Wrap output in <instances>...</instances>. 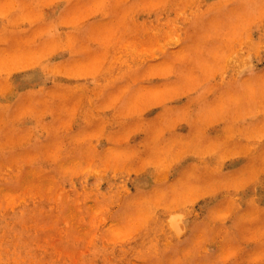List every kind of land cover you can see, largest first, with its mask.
<instances>
[{"label": "rangeland", "instance_id": "obj_1", "mask_svg": "<svg viewBox=\"0 0 264 264\" xmlns=\"http://www.w3.org/2000/svg\"><path fill=\"white\" fill-rule=\"evenodd\" d=\"M0 264H264V0H0Z\"/></svg>", "mask_w": 264, "mask_h": 264}]
</instances>
